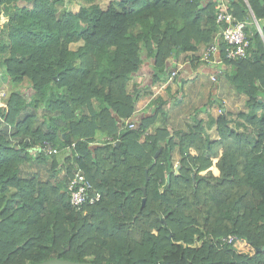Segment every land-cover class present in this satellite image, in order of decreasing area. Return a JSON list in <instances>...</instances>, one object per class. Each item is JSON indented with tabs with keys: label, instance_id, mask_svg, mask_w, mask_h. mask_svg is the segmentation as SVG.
<instances>
[{
	"label": "trees",
	"instance_id": "trees-1",
	"mask_svg": "<svg viewBox=\"0 0 264 264\" xmlns=\"http://www.w3.org/2000/svg\"><path fill=\"white\" fill-rule=\"evenodd\" d=\"M74 1L75 12L58 8ZM217 1L0 0V72L14 84L0 107V264H264V0H224L236 21H251L235 60L218 37ZM213 42L222 65L212 83L243 100L232 117L212 98L218 138L208 133L213 119L155 125L167 117L160 100L120 129L168 80L172 60L198 72ZM145 63L151 82L130 89ZM44 141L59 153L40 152ZM62 168L65 182L79 170L101 193L87 214L55 182ZM228 235L262 250L238 253L221 240Z\"/></svg>",
	"mask_w": 264,
	"mask_h": 264
},
{
	"label": "built area",
	"instance_id": "built-area-1",
	"mask_svg": "<svg viewBox=\"0 0 264 264\" xmlns=\"http://www.w3.org/2000/svg\"><path fill=\"white\" fill-rule=\"evenodd\" d=\"M227 5L224 0L219 1L216 4V17L215 22L219 28L218 37L226 44L224 54L226 59L235 60L245 57L246 48L248 46L247 40V21H236V19L226 11ZM252 14V12H251ZM253 23L258 27V23L254 18L253 14L251 15ZM249 34L252 32L248 31ZM218 46L215 42L210 43L204 48L200 54V60L205 63L217 62ZM219 62L221 59L219 58ZM218 63V62H217ZM176 75V71L173 70L171 73V78ZM3 83L0 88V107L5 108V102L8 98L7 94L4 92ZM136 126V121L132 119L124 122V125L120 126V129H133ZM119 134V132H118ZM101 142H110L115 143V140L112 137H105ZM38 150L45 155L58 154L60 149L53 146L50 142L44 141L38 145ZM177 167V165H175ZM65 174V172H64ZM66 194L69 196L70 205L82 215L87 214L85 207L95 205L101 198V193L93 189L85 180L84 175L77 170L73 173V176L69 178L66 182V185L63 187ZM224 243L234 244L236 238L232 235H228L221 239Z\"/></svg>",
	"mask_w": 264,
	"mask_h": 264
},
{
	"label": "rangeland",
	"instance_id": "rangeland-1",
	"mask_svg": "<svg viewBox=\"0 0 264 264\" xmlns=\"http://www.w3.org/2000/svg\"><path fill=\"white\" fill-rule=\"evenodd\" d=\"M99 2L100 6L102 8H105L107 3L110 0H96ZM246 1V0H245ZM79 1H74L71 3H64L62 6L58 8L64 7L65 9L71 10V11H77L80 6ZM251 14V12H250ZM252 15V14H251ZM5 21V18H1V23ZM75 48V45L72 46V48ZM73 48V49H74ZM176 79V78H174ZM209 79L208 75L200 70L195 71L193 74V80H187L186 89L183 90V92H180L179 98H183V103H181L179 106H176L175 99L178 95L171 97V100L169 103V108H165V116L166 119H161V123H157V125H167L171 127V129H176L180 127L182 130H187L188 126L194 125L196 120H202L204 124H206L210 119H213L211 121V128L209 129L208 133L210 134L211 138H218L216 128L214 121L219 115V104L215 102V100H212L214 96H222L223 97V104L225 108L230 112L231 116H235V114L243 109V100L242 99H236V100H228L224 95H222V92L220 89L218 90L217 86L215 87ZM172 84L175 85V81H171ZM181 87L183 85H180ZM184 87V86H183ZM4 88V87H3ZM7 87L4 88V92L7 94ZM182 90V89H181ZM180 90V91H181ZM9 95V94H8ZM178 112V115H175L174 113ZM217 159L213 160V163L215 164ZM211 171L215 176L218 175L217 168L213 165L211 167ZM64 169H60V172L55 180L59 183V181H62L63 175H64ZM46 173H41V178L43 180L46 179ZM64 190V188H62ZM242 245H247V243L244 240H236L233 244L235 250L238 253H244L247 255H252L254 253V249L248 244L249 247L242 249Z\"/></svg>",
	"mask_w": 264,
	"mask_h": 264
},
{
	"label": "crops",
	"instance_id": "crops-1",
	"mask_svg": "<svg viewBox=\"0 0 264 264\" xmlns=\"http://www.w3.org/2000/svg\"><path fill=\"white\" fill-rule=\"evenodd\" d=\"M221 1L218 0L217 3ZM247 21V26L250 25L251 21L250 19H246ZM253 23V20H252ZM75 45V48L73 49L72 46ZM79 45H81V42H77V43H72L69 45V49L71 50H75ZM217 62H213L210 63V65L208 64V66H200V68L198 70L206 73L208 75V77L212 78L213 75H215V69H218L222 64L221 62H219V57L217 54ZM171 65L174 66V69L176 68V75L171 78L169 77L168 80L166 82H164L161 85H155L151 88V92L152 95L150 97H144L141 98L136 106L135 112L133 114V117L131 118L132 121H138V118L141 117L142 115H147V114H151L153 112V109L155 108V101H163L165 102V108H169V101L171 100V97L173 98L174 96L178 95V102L184 101L183 98H179V94L180 92H183L184 89H186V85H187V80H193V74L195 71H192V69L187 68V62L186 61H182L181 58L178 61L172 60V63H170ZM175 69V70H176ZM176 78V79H174ZM152 79V69L150 68L148 63H145L132 77V80L129 84V88L131 89L133 86H136L137 89L142 88L143 86H146L147 84H149L151 82ZM171 81H175V85L172 84ZM3 83V86L6 88L7 87V92L10 93L11 90L14 87V84L11 83L5 75L2 74V71L0 72V88H1V84ZM180 85H183L182 87ZM182 89V90H181ZM181 90V91H180ZM179 105V104H177ZM4 108V107H3ZM175 115H178L179 113H174ZM161 123V117L159 118V120L156 122L155 125H157V123ZM171 129V127H170ZM176 129H180V127L176 128ZM105 138V136H100L99 137V141H102V139ZM96 143V142H95ZM174 168L176 171V167L174 164ZM55 182L57 183V185L60 187V189L62 190V188L66 185V182L64 181V179H62V181H59V183L57 182V180H55ZM240 241V240H239ZM248 245V244H247Z\"/></svg>",
	"mask_w": 264,
	"mask_h": 264
},
{
	"label": "water",
	"instance_id": "water-1",
	"mask_svg": "<svg viewBox=\"0 0 264 264\" xmlns=\"http://www.w3.org/2000/svg\"><path fill=\"white\" fill-rule=\"evenodd\" d=\"M119 142L116 143V145H118ZM159 151L155 154V157L158 155ZM145 176H146V179H147V171L145 172ZM142 193H143V198H142V201H141V208L144 206L145 204V188L142 187ZM170 234L168 235V238H170ZM262 249L261 248H254V251L258 252V251H261ZM34 264H94V263H90V262H77V261H69V260H65V259H57V258H53V259H49V260H46V261H43V262H39V263H34Z\"/></svg>",
	"mask_w": 264,
	"mask_h": 264
}]
</instances>
